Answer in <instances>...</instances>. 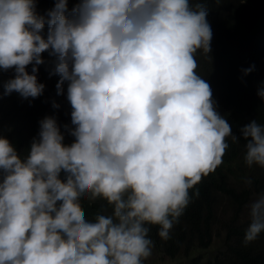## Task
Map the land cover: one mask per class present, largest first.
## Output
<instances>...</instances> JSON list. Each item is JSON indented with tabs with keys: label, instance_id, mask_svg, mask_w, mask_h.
Returning a JSON list of instances; mask_svg holds the SVG:
<instances>
[{
	"label": "clouds",
	"instance_id": "clouds-1",
	"mask_svg": "<svg viewBox=\"0 0 264 264\" xmlns=\"http://www.w3.org/2000/svg\"><path fill=\"white\" fill-rule=\"evenodd\" d=\"M36 4L0 0V71L14 70L4 94L42 95L48 52L58 95L67 84L64 129L74 139L64 143L55 116L39 121L23 156L0 134V264H144L149 225L170 239L189 190L223 162L227 137L243 139L244 163L264 169V124L252 119L234 135L197 72L198 51L211 52L205 0H77L71 9L55 0L46 15ZM84 198L111 212L88 219ZM246 208L245 244L264 232V193Z\"/></svg>",
	"mask_w": 264,
	"mask_h": 264
},
{
	"label": "trees",
	"instance_id": "trees-1",
	"mask_svg": "<svg viewBox=\"0 0 264 264\" xmlns=\"http://www.w3.org/2000/svg\"><path fill=\"white\" fill-rule=\"evenodd\" d=\"M76 2L68 0V8ZM54 5L55 0H37L36 11L46 15ZM205 7L212 29L211 52L205 56L198 51L197 72L210 84L217 111L238 136L239 127L252 119L264 124V99L258 95V91L264 90V0H205ZM42 66H38L37 75L46 85L43 94L34 99H24L16 92L4 94V84L14 76V71H0V134L22 156L37 137L39 121L45 116H55L64 134V143L74 139L64 129L65 124L72 127L66 90L58 95L52 87V82L59 80L58 75L52 74L54 64L52 70ZM249 68L252 71L245 73ZM54 102L59 108L53 107ZM226 142L229 147L223 162L189 190L190 203L171 230L170 239L165 241L159 237L158 225H149L153 250L160 252L162 258L179 256L176 264H264V232L245 244L249 218L236 220L249 200L264 193V169L257 165L250 168L244 163L243 139L234 142L230 136ZM248 178L252 180L251 185L245 183ZM81 204L88 219L105 209L104 214L111 212L104 200L89 202L84 198ZM224 204L231 215L221 225L223 246L205 257L200 251L210 247L218 211L224 212Z\"/></svg>",
	"mask_w": 264,
	"mask_h": 264
},
{
	"label": "rangeland",
	"instance_id": "rangeland-1",
	"mask_svg": "<svg viewBox=\"0 0 264 264\" xmlns=\"http://www.w3.org/2000/svg\"><path fill=\"white\" fill-rule=\"evenodd\" d=\"M42 57L44 60L43 66H46V68L52 70L51 65L54 64V57H50L49 54L45 55V53L42 54ZM9 71L12 72L11 69ZM28 71L29 72L31 71V65L28 66ZM55 75L56 74H53V76H55ZM37 78H38V82L43 83V84L45 83V81L43 79H41L38 75H37ZM57 82L58 81L52 82L53 83L52 87L54 89H56ZM44 85H46V84H44ZM66 87H67V84L64 85L65 90H66ZM252 200L253 199L249 200V202ZM223 209H224V212L218 211L219 218L216 219V223L214 225L215 234H213V240H212L210 247L207 250L200 251L203 254L205 253V257H208L209 254L214 249H216L217 247L221 248V246H223V244H221V240H222L224 232L222 230L221 225H222V222L227 221L231 215L230 211L228 209H226L225 204L223 205ZM248 218L249 217H248L247 208L245 209V207H244L243 211L242 210L240 211V215L238 216V218L236 220L239 219L238 221H241L242 219H248ZM180 255H182V254H180ZM176 257H173L172 259H171V257L162 258L160 255V252L153 250V248H152V255L144 261V264H176L178 262V260L180 259L179 256H176Z\"/></svg>",
	"mask_w": 264,
	"mask_h": 264
}]
</instances>
